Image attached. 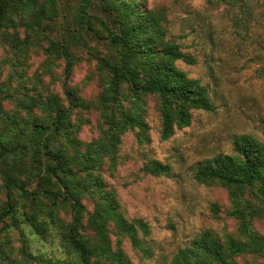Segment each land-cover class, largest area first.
Here are the masks:
<instances>
[{
    "label": "trees",
    "instance_id": "obj_1",
    "mask_svg": "<svg viewBox=\"0 0 264 264\" xmlns=\"http://www.w3.org/2000/svg\"><path fill=\"white\" fill-rule=\"evenodd\" d=\"M100 1L113 17L111 23L91 16L93 0H83L75 36L59 39L51 33L59 16L58 0H0V46L8 52L4 64L17 69L36 49L43 50L46 65L65 61V97L32 94L23 90L24 82L14 85V76L0 85V173L6 191L0 206L3 264H40L41 258L28 250L24 224L44 237L56 230L76 257V262L50 259L49 264H131L121 250L113 249L109 225L113 222L130 237L134 248L145 251V238L139 233L149 235L150 226L143 220H128L119 209L116 191L106 187L101 174L105 160L112 166L117 163L122 135L129 129L138 128L140 142L149 140L145 120L149 97L157 100L163 139L189 126L195 110L215 109L208 86L177 65L180 60L194 64L196 57L168 38L163 11L144 7L141 0ZM93 19L108 32L105 36L116 54L110 60L93 52L109 76L98 100L88 101L69 80L77 61L72 44L81 43L83 31L104 36L95 29ZM19 89L23 92L15 96ZM10 99L12 108L6 104ZM77 107L100 111L106 127L99 138L85 143L77 137L80 122L72 120ZM234 145L232 153L199 164L195 178L228 190L227 214L239 221L237 232L219 237L206 230L180 248L172 264H241L239 257L264 264V234L254 225L256 219L264 218V142L244 135ZM146 169L157 175L169 173V166L158 161ZM85 197L94 202L92 212H87ZM213 211H220L217 204ZM86 226L90 233L84 230ZM11 228L22 233L21 259L11 257Z\"/></svg>",
    "mask_w": 264,
    "mask_h": 264
},
{
    "label": "rangeland",
    "instance_id": "obj_2",
    "mask_svg": "<svg viewBox=\"0 0 264 264\" xmlns=\"http://www.w3.org/2000/svg\"><path fill=\"white\" fill-rule=\"evenodd\" d=\"M144 7L163 11L169 39L180 43L183 50L196 57V63L177 61L181 70L191 78L200 79L208 86L215 106L213 111L195 110L189 126L176 129L168 139L162 138V120L155 97L147 99L145 120L149 140L140 142L137 131L127 130L122 135L117 163L106 159L101 174L106 187L116 191L120 210L130 221L143 220L150 226L145 238V250L136 249L129 236L121 233L113 222L109 236L114 250H121L131 264H172L176 253L202 232L213 231L217 236L235 234L239 221L227 214L231 201L228 190L218 183H202L195 178L199 164L221 153H232L234 142L240 136H253L264 142V0H141ZM83 0H58L59 16L52 25V35L69 39L76 34L79 8ZM89 13L108 23L112 16L100 0H93ZM94 31H83L81 43H73L77 61L69 84L88 101H97L104 92L108 73L93 52L112 60L116 48L102 24L96 22ZM8 55L0 46V85L11 76L14 85L25 83L23 90L30 93L64 95L65 61L57 59L46 65L43 50H33L23 66L4 64ZM15 96H20L19 89ZM13 107V99L6 102ZM72 120L77 122V137L88 143L99 138L106 127L100 111L94 107L75 108ZM153 161L169 166V173L154 174L146 167ZM0 173V206L6 200V191ZM87 212L94 202L83 198ZM220 211L216 214L213 205ZM88 213L84 222L87 225ZM70 220V216H66ZM256 229L264 234V218L254 221ZM1 227V224H0ZM28 250L41 258L40 264L76 262L75 255L63 243L61 236L37 234L29 225H23ZM91 232L86 226L84 229ZM4 234V233H3ZM1 235L3 240L7 238ZM14 254L22 258V233L10 229ZM148 254V255H147ZM241 264H255L250 257H239ZM36 263V261H35ZM3 264V260H0ZM55 264V263H54Z\"/></svg>",
    "mask_w": 264,
    "mask_h": 264
}]
</instances>
